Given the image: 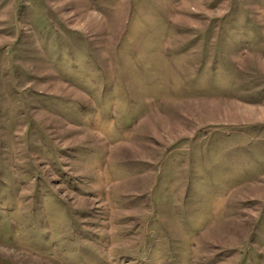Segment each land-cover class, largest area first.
I'll return each instance as SVG.
<instances>
[{
	"label": "rangeland",
	"instance_id": "rangeland-1",
	"mask_svg": "<svg viewBox=\"0 0 264 264\" xmlns=\"http://www.w3.org/2000/svg\"><path fill=\"white\" fill-rule=\"evenodd\" d=\"M0 264H264V0H0Z\"/></svg>",
	"mask_w": 264,
	"mask_h": 264
}]
</instances>
